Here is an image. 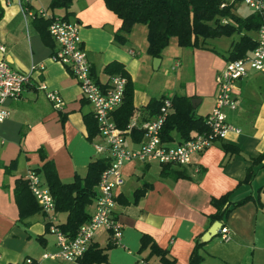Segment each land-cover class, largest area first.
Instances as JSON below:
<instances>
[{
	"label": "crops",
	"instance_id": "crops-1",
	"mask_svg": "<svg viewBox=\"0 0 264 264\" xmlns=\"http://www.w3.org/2000/svg\"><path fill=\"white\" fill-rule=\"evenodd\" d=\"M50 2L31 0L29 10L45 8L54 16L79 22L91 71L97 80H108L109 74L104 69L110 62L120 63L126 71L134 106L130 120L137 117L139 125L150 114L147 108L150 100L162 95L199 97L196 112L205 116L211 111L216 92L215 76L227 62L225 57L231 49L232 36H224V56L209 49L184 48L183 52L188 53L187 61L192 65L190 78L181 80L175 76V84H172L174 81L166 83L167 78L157 82L145 81L142 78L150 62L147 49L144 54L139 50L143 45H139L133 30L126 43L116 42L114 34L122 21L107 8L104 0H72L69 8L56 9L49 8ZM239 5L236 3L233 8L236 14L246 16L252 13H237ZM42 29L43 20L31 15L24 17L19 0H0V45L5 47L4 54L10 57L11 66L27 71L33 63L44 65L43 70L32 74L19 99L5 102L10 116L0 123V264H28L26 260L29 258L39 264H80L42 258L44 253L57 250L47 217L39 210L19 220L14 197L17 180L24 179L30 169L41 167L45 160H51L58 177L67 181L76 173L84 176L88 164L99 157L93 144L100 139H89L86 127V117L92 114L93 108L81 96L78 82L70 70L50 58L56 44L52 38L48 43L44 41ZM253 35L256 38L257 32ZM177 62L176 68L181 67L179 74L183 77L190 63L185 61V67H182V62L177 59L173 66ZM41 83L60 95L64 101L62 109L53 107L45 90L39 87ZM172 88L174 91L169 94L167 91ZM263 88L264 73L250 71L236 81L233 92L237 107L234 110L224 108V111L227 121L240 132H228L223 140L195 157L199 172H194L193 166L172 165L169 166L171 169H182L188 175L174 179L163 176V165L157 162L128 161L123 164V184L115 189L113 207L122 224V237L120 244L107 249V261L98 264H140L145 258L140 252L143 235L167 250L175 259L174 264H188L197 242L201 243V264H209V260H214L215 264H264V155L260 163L254 165L253 178L249 182L243 181L251 158L264 153ZM133 129L141 131L139 127ZM172 135L170 143L181 140L177 132L173 131ZM127 137L128 148L138 147L142 139H136L131 131ZM222 144L239 147V153H226ZM40 149L45 154L44 159L40 156ZM144 185L147 190L134 202V191ZM95 189L97 191V186ZM225 194L229 195L231 202L247 200L221 220L222 226L229 229L230 239L218 249L215 248L218 247L216 240L222 242L219 234L207 242H203L201 236L212 224L211 215L217 210L212 199ZM93 209L94 198L87 211L91 214ZM56 215L59 222L66 218L63 212ZM109 243L105 231L96 233L93 244L105 248ZM147 261L148 264H160L157 256Z\"/></svg>",
	"mask_w": 264,
	"mask_h": 264
},
{
	"label": "built area",
	"instance_id": "built-area-1",
	"mask_svg": "<svg viewBox=\"0 0 264 264\" xmlns=\"http://www.w3.org/2000/svg\"><path fill=\"white\" fill-rule=\"evenodd\" d=\"M31 0H19L25 18L31 15L50 20L48 31L56 44L50 58L66 66L76 78L81 96L91 104L92 114L97 123L94 142L95 153L108 159V166L102 171L94 197V209L87 221L82 223L74 235H69L58 226L55 199L42 180L40 173L30 169L24 179L35 197L40 210L45 213L50 224V230L55 235L57 250L54 253H44L43 259L58 258L65 262H77L92 246L96 233L105 231L114 244H120L122 224L116 218L113 207L116 203L115 189L123 184L122 166L125 162L139 163L157 162L161 165L193 166L194 172H199L195 157L201 155L207 148L223 140L230 131L240 132V129L227 121L224 108L236 109L237 99L234 97L236 81L246 76L250 71L264 73V0H223L220 7L230 4H244L252 12L261 16V24L257 31L256 46L246 55L229 60L215 76L216 92L214 106L204 116L206 129L197 133L192 139L168 143L162 139V127L169 114L173 113L172 97L162 98L159 110L154 115L144 118L140 124L137 117L131 118L125 128L117 126L114 112L123 104L127 78L119 73L109 75L106 82H100L91 71L90 61L80 35V24L67 17L50 14L47 9L29 10L23 3ZM225 22L226 20L223 19ZM0 123L10 116V110L5 102L9 99H19L25 87L30 83L35 71L43 70L44 65L31 64L27 71L14 69L6 60L5 47L0 45ZM133 52V51H132ZM178 62L174 65L175 68ZM45 90L46 98L52 102L55 109H62L64 101L56 91L48 90L44 83L39 86ZM139 127L142 139L138 147L126 146L127 134ZM222 241L230 239L229 229L222 226L218 230ZM28 264H39L29 258ZM140 264H148L141 260Z\"/></svg>",
	"mask_w": 264,
	"mask_h": 264
},
{
	"label": "trees",
	"instance_id": "trees-1",
	"mask_svg": "<svg viewBox=\"0 0 264 264\" xmlns=\"http://www.w3.org/2000/svg\"><path fill=\"white\" fill-rule=\"evenodd\" d=\"M223 0H104L107 8L113 11L120 19L121 26L114 34L116 42L124 44L135 24H143L147 28V53L153 58H161L162 51L168 45L172 37L176 38L179 46L189 49L200 48L214 50L210 46V40L221 36L230 37L236 35L231 49L226 55V60H233L246 55L256 46V38L253 35L261 24V16L252 12L246 16H240L233 11L235 4L220 7ZM72 0H51L50 9L60 7L69 8ZM26 7L30 3H23ZM34 19L43 20L42 37L46 43L51 38L48 26L49 19L35 16ZM226 20L225 22L223 21ZM215 51V50H214ZM222 56L224 54L220 53ZM105 72L109 75L119 73L126 76L127 85L123 104L114 112V119L120 128H125L133 113L132 90L128 74L118 62H110L105 66ZM264 91V88H263ZM152 98L147 104L149 115L158 112L161 104L160 98ZM174 111L169 114L161 131L162 139L165 142H172V132L179 134L181 141L192 139L197 133L206 129L204 116L196 112L192 107V96L174 94L171 96ZM88 138L92 139L97 134V123L93 114L86 117ZM135 133L136 139H141L142 130H131ZM222 148L230 155L238 154L239 147L232 144H222ZM42 159L45 154L39 150ZM264 153L251 158V165L247 167L244 182H249L254 174V165L260 163ZM108 159L99 156L92 160L84 176L75 174L70 180H61L56 172L54 163L45 160L41 167L33 170L40 173L49 187L56 204V212H63L66 215L64 221L58 226L69 235H74L77 228L87 221L90 213L87 206L92 202L96 194L95 187L98 184L102 171L108 166ZM171 164H163L161 174L174 179L185 178L188 175L184 170L171 169ZM9 169V168H7ZM147 185L138 188L133 193L134 202H137L147 190ZM228 194L220 198H213L212 204L217 210L211 215V219L223 220L230 211L246 202L247 198L238 201H229ZM14 197L19 209V220L34 214L40 207L31 193L25 179H18L14 188ZM114 242L101 248L93 244L77 262L80 264H98L107 261V249L111 248ZM201 243L197 242L191 252L188 264H201L203 256L199 253ZM140 252L145 254L142 260L148 262L152 256L159 258L160 264H174L175 259L168 255V251L159 247L149 236L141 237Z\"/></svg>",
	"mask_w": 264,
	"mask_h": 264
},
{
	"label": "rangeland",
	"instance_id": "rangeland-1",
	"mask_svg": "<svg viewBox=\"0 0 264 264\" xmlns=\"http://www.w3.org/2000/svg\"><path fill=\"white\" fill-rule=\"evenodd\" d=\"M251 11V9H249L247 6H245L244 4H240L239 7L236 8V12L237 13H245ZM133 32L134 35L137 39V41L139 42V45L141 44V48L139 47V50H142L143 54L145 53V49L146 46L144 47V45H147V38H146V26L143 24H135L133 26ZM236 35H233L232 38H235ZM212 40V41H211ZM210 42L212 44L211 48L214 49L212 50V52L216 53V54H224V36H221L219 38H215V39H211ZM180 49V50H179ZM200 49V48H198ZM184 47H181L178 45L177 41L175 38H172L171 41H169L168 45H166V47L163 49L162 51V56H161V64L160 67L158 69H153V65H152V60L153 57L150 56V62H149V67L148 70L144 73V77L142 78L145 81H148L149 79L151 81H161L165 78L168 79V81L166 83H170L172 81H174L175 84V76L179 77L181 80L182 79H187L190 78V75H192V65L190 62H188V53L186 54ZM177 59H180V61L182 62V67H185V61L187 63H190L187 68L185 69V75L182 77H180V69L178 68H173V64L175 63V61ZM174 91V89H169L167 92L169 94H172ZM201 112V111H199ZM128 137L126 138L127 141ZM127 143V142H126ZM217 237H214V239H216ZM218 247V249H221L224 246V241L220 242L219 240H216ZM208 263V262H207ZM216 262L214 260H209V264H215Z\"/></svg>",
	"mask_w": 264,
	"mask_h": 264
},
{
	"label": "water",
	"instance_id": "water-1",
	"mask_svg": "<svg viewBox=\"0 0 264 264\" xmlns=\"http://www.w3.org/2000/svg\"><path fill=\"white\" fill-rule=\"evenodd\" d=\"M6 60L11 63V59L10 57L6 56ZM161 62V58H153L152 60V65H153V69H158L159 65ZM192 102V107L196 108V105L200 102V98L199 97H192L191 99ZM223 223L220 220H215L212 222V224L210 225V227L202 234L201 236V240L203 242H207L209 241L211 238L215 237L218 234V230L222 227Z\"/></svg>",
	"mask_w": 264,
	"mask_h": 264
}]
</instances>
